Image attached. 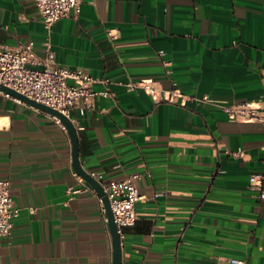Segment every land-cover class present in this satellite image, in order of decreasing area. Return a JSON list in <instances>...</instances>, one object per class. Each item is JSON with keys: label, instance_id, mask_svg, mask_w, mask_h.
Instances as JSON below:
<instances>
[{"label": "crops", "instance_id": "1", "mask_svg": "<svg viewBox=\"0 0 264 264\" xmlns=\"http://www.w3.org/2000/svg\"><path fill=\"white\" fill-rule=\"evenodd\" d=\"M80 1L47 31L33 0H0V46L32 42L41 55L49 45L56 62L95 78L69 117L87 171L139 173L122 264H264V198L249 185L259 174L264 189V124L198 100L263 98L264 0ZM132 78L180 95L128 90ZM73 171L62 123L0 95V179L19 208L0 264H113L104 205L92 190L69 198Z\"/></svg>", "mask_w": 264, "mask_h": 264}, {"label": "built area", "instance_id": "2", "mask_svg": "<svg viewBox=\"0 0 264 264\" xmlns=\"http://www.w3.org/2000/svg\"><path fill=\"white\" fill-rule=\"evenodd\" d=\"M41 21L47 31L52 24L65 16L72 14L76 17L80 12V0H33ZM161 55L162 52H159ZM165 64L169 63L167 61ZM168 72V71H167ZM169 73V72H168ZM95 78L81 67L69 68L55 60L54 50L48 45L43 54H38L32 42H21L13 46H0V83L5 84L26 96L58 109L69 116L71 107L86 102L96 92L92 90ZM107 84V79L101 80ZM264 88V74L262 75ZM126 89L141 88L146 93L155 96L157 100H172L180 95L176 89H172L167 96L164 90L158 86L157 81L149 78L128 79L123 82ZM105 96H111L112 92L105 88L97 92ZM0 95L14 98L0 90ZM16 99V98H15ZM18 100V99H17ZM199 101L217 103L223 112L231 120L245 119L256 120L264 124V95L261 100H246L234 103H222L203 94ZM50 115V114H49ZM56 122L60 120L50 115ZM232 156L240 157L243 150L238 148L231 152ZM102 186L108 197L113 213V219L120 238L123 237V228L134 223L137 212L136 202L141 197L133 178L139 173L131 174L124 179H105L102 175L88 171ZM77 185H70L66 191L71 198L72 194L86 190H95L75 171ZM262 175L251 174L249 185L259 189V196L264 198V189H261ZM100 201L101 197H100ZM104 220L107 222L105 209L102 207ZM19 208L14 204L10 192L9 180L0 179V237L10 233L13 218L18 215ZM233 263H243L242 260L231 259Z\"/></svg>", "mask_w": 264, "mask_h": 264}, {"label": "water", "instance_id": "3", "mask_svg": "<svg viewBox=\"0 0 264 264\" xmlns=\"http://www.w3.org/2000/svg\"><path fill=\"white\" fill-rule=\"evenodd\" d=\"M0 90L24 103L27 105L36 108L38 110L44 111L60 120L64 128L66 129L70 142H71V165L73 170L79 174L101 197L102 203L105 209V215L107 218V224L111 234L112 240V255H113V264H122V240L117 231L116 224L113 219V213L110 207L108 197L104 193V190L101 184L92 177L89 172L81 165L78 156V135L74 123L71 118L59 111L56 108H53L47 104H44L40 101H37L33 98L26 96L25 94L11 88L5 84L0 83Z\"/></svg>", "mask_w": 264, "mask_h": 264}]
</instances>
